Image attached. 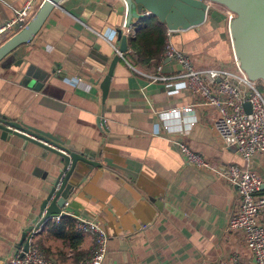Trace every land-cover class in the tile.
<instances>
[{
  "label": "crops",
  "instance_id": "0c3cea01",
  "mask_svg": "<svg viewBox=\"0 0 264 264\" xmlns=\"http://www.w3.org/2000/svg\"><path fill=\"white\" fill-rule=\"evenodd\" d=\"M23 3L0 0V24ZM125 21L123 0H63L23 45L20 64L13 56L0 62V118L51 133L100 164L77 162L64 214L35 225V243L56 264L83 262L94 240L77 230L80 216L108 236L103 264L250 261L242 233L226 228L238 198L221 176L242 159L219 138L212 110L187 88L176 61L160 57L136 66L128 37L126 51L117 53ZM141 21L130 22L131 35ZM225 21L213 7L205 23L169 39L198 67L232 69ZM115 54L120 57L104 95L100 85ZM154 74L166 79L153 80ZM185 106L190 109L172 113ZM178 142L217 169L189 164ZM250 166L264 182V158ZM62 169L57 155L0 130V264L23 247L24 230Z\"/></svg>",
  "mask_w": 264,
  "mask_h": 264
},
{
  "label": "built area",
  "instance_id": "2783aa9c",
  "mask_svg": "<svg viewBox=\"0 0 264 264\" xmlns=\"http://www.w3.org/2000/svg\"><path fill=\"white\" fill-rule=\"evenodd\" d=\"M43 0H24L22 7L12 18L0 24V44L20 31L32 18ZM212 5V4H211ZM213 7V6H212ZM224 8V7H223ZM228 23L234 14L224 8ZM124 36L132 34L131 27L124 23ZM170 31L161 59H172L182 68V76L186 86L199 99V104L212 110V126L225 146H234L243 165L228 164L222 177L236 188L237 208L227 218L228 231L242 233L245 244L250 252L251 260L241 261L237 256L231 257L232 264H264V193H261L263 179L259 172L250 164L256 158H264V95L259 87L261 81L249 80L240 68L233 54L232 67H198L191 58L177 49L170 41ZM229 37V36H228ZM229 42L231 45L230 37ZM232 48V46H231ZM122 56L123 52H117ZM233 53V51H232ZM153 80L166 79L154 74ZM249 105V110L246 108ZM185 106L172 110V113L188 111ZM179 150L185 155L189 164L201 169L216 170L214 163L207 161L200 154L192 151L185 144L178 142ZM61 180L57 184L59 187ZM60 215L52 217L59 221ZM79 232L90 234L94 240L91 254L79 264H103L107 254L108 236L104 229L95 221L82 218L75 219ZM35 231L26 238L28 247L25 252L16 248L4 264H56L35 243ZM221 264H225L221 262Z\"/></svg>",
  "mask_w": 264,
  "mask_h": 264
},
{
  "label": "water",
  "instance_id": "95a60500",
  "mask_svg": "<svg viewBox=\"0 0 264 264\" xmlns=\"http://www.w3.org/2000/svg\"><path fill=\"white\" fill-rule=\"evenodd\" d=\"M62 1L43 0L29 22L20 31L0 44V62L13 56L17 59L14 64H20L19 56L23 51V45L33 38L51 11L58 7ZM123 2L125 4L126 25H130L132 15L133 18L139 19L143 16H151L172 33L197 28L205 23L212 12L211 4L224 7L234 14L227 29L232 51L240 68L249 80L261 81L264 84V0H123ZM118 36L121 38L119 51L125 52L127 48L126 36H122L121 31L118 32ZM119 57L118 54L113 56L108 72L101 82L100 86L104 95L108 90L110 77ZM38 86L39 84L35 88ZM246 108L249 110L248 104H246ZM0 130L19 136L38 145L43 150L52 152L59 157L63 164V169L43 200L39 213L24 230L21 243L24 242L22 249L25 252L28 247L26 233L32 232L35 225L39 227L50 218L64 214L61 210L73 189L68 180L77 166V162L82 161L89 168L100 164L92 161L90 155L76 149L72 144L65 143L53 134L19 122L6 121L0 118ZM59 180L61 183L57 188Z\"/></svg>",
  "mask_w": 264,
  "mask_h": 264
},
{
  "label": "trees",
  "instance_id": "16d2710c",
  "mask_svg": "<svg viewBox=\"0 0 264 264\" xmlns=\"http://www.w3.org/2000/svg\"><path fill=\"white\" fill-rule=\"evenodd\" d=\"M141 26L128 37V45L136 55L134 64L148 65L161 57L166 44L165 26L151 16L141 18Z\"/></svg>",
  "mask_w": 264,
  "mask_h": 264
},
{
  "label": "rangeland",
  "instance_id": "374dc122",
  "mask_svg": "<svg viewBox=\"0 0 264 264\" xmlns=\"http://www.w3.org/2000/svg\"><path fill=\"white\" fill-rule=\"evenodd\" d=\"M211 6H213L214 8H216V9H219V10H221L222 12H224V8L223 7H221V6H219V5H216V4H212ZM212 7V8H213ZM134 16L132 15L131 16V21H133V18ZM223 29L225 30V33H226V35H227V37L229 36V34H228V29H227V22L225 21V23H224V27H223ZM232 69H234V68H232ZM259 89H260V91L262 92V94L264 95V85H261L260 87H259ZM62 180V179H61Z\"/></svg>",
  "mask_w": 264,
  "mask_h": 264
}]
</instances>
